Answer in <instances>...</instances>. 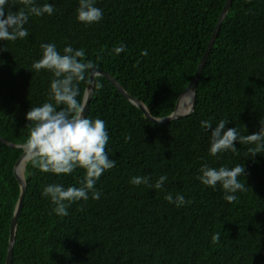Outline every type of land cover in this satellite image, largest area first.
<instances>
[{"label": "trees", "instance_id": "1", "mask_svg": "<svg viewBox=\"0 0 264 264\" xmlns=\"http://www.w3.org/2000/svg\"><path fill=\"white\" fill-rule=\"evenodd\" d=\"M226 0H97L99 23L77 20L79 0H37L53 15L30 17L23 40L0 41V264H5L9 225L19 196L13 165L29 135L32 107L50 101L53 74L37 72L41 44L57 50L83 48L85 59L108 72L155 118L168 116L191 81ZM12 11L22 5L9 0ZM7 10V9H6ZM120 44L125 50L113 49ZM147 50V55L141 52ZM89 81L80 84L82 102ZM99 83L102 88L97 90ZM63 107V106H60ZM85 117L105 121L109 158L115 167L96 182L98 200H79L66 217L54 214L43 187H80L82 169L71 175L42 173L25 163L26 192L18 219L11 264H264V153L235 143L238 154L210 155L211 130L227 120L242 135L259 132L264 122V0H232L196 85L190 116L167 124L144 118L102 76L94 80ZM131 140L125 142V137ZM204 164L245 168L247 191L224 199L197 179ZM167 175L161 190L134 186V176L154 183ZM192 203L177 207L167 194ZM220 233L217 244L212 236Z\"/></svg>", "mask_w": 264, "mask_h": 264}, {"label": "clouds", "instance_id": "2", "mask_svg": "<svg viewBox=\"0 0 264 264\" xmlns=\"http://www.w3.org/2000/svg\"><path fill=\"white\" fill-rule=\"evenodd\" d=\"M96 2L97 0H79L77 8L79 22L91 25L103 19V11L96 7ZM19 3L22 7L14 12L11 10L9 0H0V41L15 42L27 38L29 32L25 25L28 24L30 17H42L46 14L51 16L55 12L53 5L47 3L40 5L37 0H19ZM40 47L42 57L32 64V68L37 72L47 70L53 74L50 83L51 102L32 107L27 113L29 135L22 147L33 167L42 173L60 176L71 175L77 169L84 171L80 187L65 188L55 183L43 187L42 196L50 199L54 205V214L66 217L69 215L68 208L79 200H88L89 193L93 200L100 198L101 192L96 190V182L106 171L114 168L116 162L108 155L109 134L105 121L85 117V105L77 99L81 94L80 84L86 81L87 74L95 69V64L85 59L83 48L74 49L69 45L61 54L55 43L41 44ZM124 50L123 44L113 49L117 54ZM141 55L146 56L147 50L142 51ZM95 87L99 90L102 85L96 83ZM228 123L227 120H220L213 128L211 120L201 121L202 128L206 131L211 130L210 155L219 158V154L224 152L238 154L236 142L254 145L248 148L251 157L264 153V122L260 123L259 132L251 135H242L236 127L225 130ZM129 140L130 135L125 137V142ZM200 172L201 175L197 179L201 184L213 189L217 184L221 185L225 193L224 199L229 203L237 199L235 193L248 189L246 184L239 180L245 173V168L241 164L233 168L224 166L212 168L204 164ZM151 179L150 176H134L130 183L134 186L146 185L150 189L161 190L167 181V175H161L154 183ZM164 198L177 207L192 203L191 200H186L183 194H176L174 197L169 193ZM219 240L220 233L212 236L213 244H217Z\"/></svg>", "mask_w": 264, "mask_h": 264}, {"label": "water", "instance_id": "3", "mask_svg": "<svg viewBox=\"0 0 264 264\" xmlns=\"http://www.w3.org/2000/svg\"><path fill=\"white\" fill-rule=\"evenodd\" d=\"M232 3V0H226L225 4L223 5V8L221 10V13L219 14L218 20L215 23L214 29L211 33V36L209 38V40L207 41L206 44V48L204 50V53L202 55V57L200 58L198 65L196 67V71L191 79V81L188 83L187 87L185 88V90L179 95V97L176 100V103L174 105V108L172 110V112L168 115L165 116L163 118H155L153 117L147 110V108L145 107V105L143 104V102H141L139 99L133 97L132 95H130L118 82L117 80H115L108 72L103 71V70H99V69H94L91 70V72L89 73V81L87 84V87L84 91V95H83V99H82V103H84L85 105V111H84V116L86 115V112L88 110V106L93 94V87H94V78L95 76H102L104 77L108 82L111 83V85L115 88V90L123 96L124 99H126L127 101H129L133 106H135L136 108H138L145 119H147L150 122L153 123H157V124H167L169 122H172L174 120L177 119H181V118H185L187 116H190L194 109H195V96H196V85L197 82L202 74V71L205 67V64L208 60L209 54L211 52V49L214 45V42L217 38L218 32L220 30V26L229 10V7ZM190 97V105L187 109H182V104L184 102V100ZM22 148V153L21 155L18 157V159L16 160V162L13 165V178L15 179V181L18 184L19 187V196H18V200L16 202L15 208H14V212L10 221V225H9V239H8V247H7V253H6V259H5V264H11L12 262V251H13V247L15 244V237H16V230H17V224H18V219L21 213V209L23 206V199H24V195L26 192V184L24 181V175H22V177H19L16 173V169L18 167V165L23 162L24 159H27L25 150L23 149L22 146H20ZM29 160H27L28 162ZM24 173V172H23Z\"/></svg>", "mask_w": 264, "mask_h": 264}, {"label": "bare ground", "instance_id": "4", "mask_svg": "<svg viewBox=\"0 0 264 264\" xmlns=\"http://www.w3.org/2000/svg\"><path fill=\"white\" fill-rule=\"evenodd\" d=\"M190 103H191V102H190V97H187V98L184 100L183 104H182V109H183V110H184V109H187V108L189 107ZM27 160H28V158H27V159H24L23 162H21V163L18 165L17 169H16V173H17V175H18L19 177H22V175H23L24 168H25V163L27 162Z\"/></svg>", "mask_w": 264, "mask_h": 264}]
</instances>
